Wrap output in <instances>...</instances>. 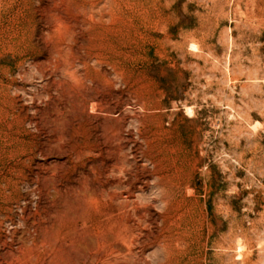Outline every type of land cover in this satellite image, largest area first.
I'll return each instance as SVG.
<instances>
[{
	"label": "rangeland",
	"instance_id": "374dc122",
	"mask_svg": "<svg viewBox=\"0 0 264 264\" xmlns=\"http://www.w3.org/2000/svg\"><path fill=\"white\" fill-rule=\"evenodd\" d=\"M0 264H264V0H0Z\"/></svg>",
	"mask_w": 264,
	"mask_h": 264
},
{
	"label": "bare ground",
	"instance_id": "6f19581e",
	"mask_svg": "<svg viewBox=\"0 0 264 264\" xmlns=\"http://www.w3.org/2000/svg\"><path fill=\"white\" fill-rule=\"evenodd\" d=\"M128 248H130V246H129ZM127 260H128V259H127Z\"/></svg>",
	"mask_w": 264,
	"mask_h": 264
}]
</instances>
